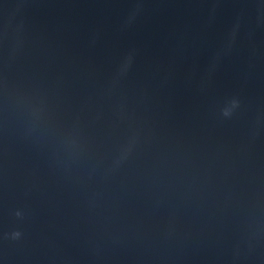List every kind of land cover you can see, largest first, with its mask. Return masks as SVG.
<instances>
[{
	"label": "water",
	"instance_id": "1",
	"mask_svg": "<svg viewBox=\"0 0 264 264\" xmlns=\"http://www.w3.org/2000/svg\"><path fill=\"white\" fill-rule=\"evenodd\" d=\"M0 264H264V0H0Z\"/></svg>",
	"mask_w": 264,
	"mask_h": 264
},
{
	"label": "clouds",
	"instance_id": "2",
	"mask_svg": "<svg viewBox=\"0 0 264 264\" xmlns=\"http://www.w3.org/2000/svg\"><path fill=\"white\" fill-rule=\"evenodd\" d=\"M18 215H20V214L18 213ZM21 236H22V233L19 232V231L14 232V233L12 234V238H13V239H19Z\"/></svg>",
	"mask_w": 264,
	"mask_h": 264
}]
</instances>
